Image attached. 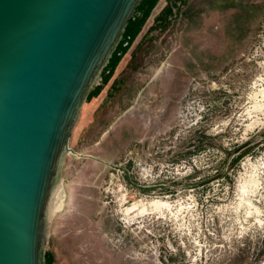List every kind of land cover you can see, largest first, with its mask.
Listing matches in <instances>:
<instances>
[{"label":"rangeland","instance_id":"obj_1","mask_svg":"<svg viewBox=\"0 0 264 264\" xmlns=\"http://www.w3.org/2000/svg\"><path fill=\"white\" fill-rule=\"evenodd\" d=\"M139 14L71 129L44 264H264V0Z\"/></svg>","mask_w":264,"mask_h":264},{"label":"water","instance_id":"obj_2","mask_svg":"<svg viewBox=\"0 0 264 264\" xmlns=\"http://www.w3.org/2000/svg\"><path fill=\"white\" fill-rule=\"evenodd\" d=\"M143 0H0V264H44L80 108Z\"/></svg>","mask_w":264,"mask_h":264},{"label":"trees","instance_id":"obj_3","mask_svg":"<svg viewBox=\"0 0 264 264\" xmlns=\"http://www.w3.org/2000/svg\"><path fill=\"white\" fill-rule=\"evenodd\" d=\"M144 2H145V0H143L142 3L140 4V6L138 7V12L139 13H143L144 12ZM138 21H139L138 17H135V21L130 20L129 23H128L127 28L130 26L131 23H135V22L137 23ZM127 28H126V30H127ZM126 30H125V34H126Z\"/></svg>","mask_w":264,"mask_h":264},{"label":"bare ground","instance_id":"obj_4","mask_svg":"<svg viewBox=\"0 0 264 264\" xmlns=\"http://www.w3.org/2000/svg\"><path fill=\"white\" fill-rule=\"evenodd\" d=\"M59 204H60V202H59ZM55 207V206H54ZM58 207V206H57ZM56 208V207H55ZM57 209V208H56Z\"/></svg>","mask_w":264,"mask_h":264}]
</instances>
